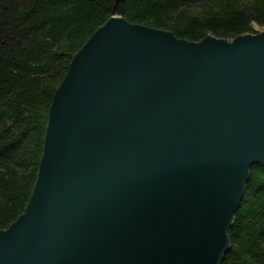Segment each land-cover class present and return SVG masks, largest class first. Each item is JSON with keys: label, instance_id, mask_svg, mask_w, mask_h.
<instances>
[{"label": "water", "instance_id": "obj_1", "mask_svg": "<svg viewBox=\"0 0 264 264\" xmlns=\"http://www.w3.org/2000/svg\"><path fill=\"white\" fill-rule=\"evenodd\" d=\"M264 167V31L200 41L111 16L55 92L0 264H223Z\"/></svg>", "mask_w": 264, "mask_h": 264}, {"label": "trees", "instance_id": "obj_2", "mask_svg": "<svg viewBox=\"0 0 264 264\" xmlns=\"http://www.w3.org/2000/svg\"><path fill=\"white\" fill-rule=\"evenodd\" d=\"M200 41L264 26V0H0V229L21 215L71 60L111 16ZM223 264H264V167L254 165Z\"/></svg>", "mask_w": 264, "mask_h": 264}, {"label": "rangeland", "instance_id": "obj_3", "mask_svg": "<svg viewBox=\"0 0 264 264\" xmlns=\"http://www.w3.org/2000/svg\"><path fill=\"white\" fill-rule=\"evenodd\" d=\"M252 28H253V31L252 32H249V33H253V34H258V33H261V32H263L264 31V26H261V25H259V24H257V23H253L252 24ZM244 34H246V33H244ZM226 39H228V40H232V38H226ZM234 39V38H233ZM253 167V166H252ZM252 169V168H251ZM251 179V178H250Z\"/></svg>", "mask_w": 264, "mask_h": 264}]
</instances>
